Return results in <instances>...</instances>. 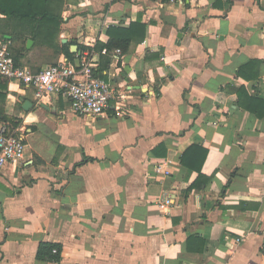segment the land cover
Listing matches in <instances>:
<instances>
[{"label": "crops", "instance_id": "0c3cea01", "mask_svg": "<svg viewBox=\"0 0 264 264\" xmlns=\"http://www.w3.org/2000/svg\"><path fill=\"white\" fill-rule=\"evenodd\" d=\"M139 18L145 40L103 72L119 95L101 116L9 81L25 147L0 170V264H264V117L237 93L264 101V0H67L54 38H5L36 72ZM73 42L86 48L72 62ZM192 146L208 150L210 180L188 190ZM42 242L63 247L61 262L37 259Z\"/></svg>", "mask_w": 264, "mask_h": 264}, {"label": "trees", "instance_id": "16d2710c", "mask_svg": "<svg viewBox=\"0 0 264 264\" xmlns=\"http://www.w3.org/2000/svg\"><path fill=\"white\" fill-rule=\"evenodd\" d=\"M67 0H0V17L4 18L8 23L6 30L0 31V38L10 42L5 38V35H11L12 41H23L31 37L33 39H41L44 42L55 37L61 30L63 23V9ZM147 28L142 19L139 18L136 22H132L128 27L121 25H111L107 30L109 40L106 43L98 42L95 46L96 51L107 50L108 54L102 56L99 68L96 75L103 78V72L109 68L112 58L111 53L115 50H120L121 56L129 53L133 45L142 43L146 38ZM73 44H77L73 42ZM78 45V44H77ZM70 44H65L62 47V52L68 57L70 61H74L76 54L70 51ZM79 46V51L86 47ZM10 49L14 57L15 63L19 66V57L14 55L13 46ZM261 61L253 60L247 64V68L259 65ZM241 75H243V71ZM240 73V72H239ZM257 78V75L254 76ZM238 93V105L251 113H254L257 118L264 117V101L255 98V96H248L245 88H241ZM9 95V80L0 76V123L5 125L9 131H14L20 123L21 119L8 116L5 113V104ZM262 110V111H260ZM200 150L199 164L193 166L184 155L181 159L182 165L194 169L198 173L196 181L189 187L188 190L199 189L207 184L210 180L202 173V166L207 157L208 150L200 149L192 146L189 150ZM198 161L197 156L194 157ZM54 250H57L54 252ZM63 247L57 243L42 242L37 251V259L43 262L59 263L62 260Z\"/></svg>", "mask_w": 264, "mask_h": 264}, {"label": "built area", "instance_id": "2783aa9c", "mask_svg": "<svg viewBox=\"0 0 264 264\" xmlns=\"http://www.w3.org/2000/svg\"><path fill=\"white\" fill-rule=\"evenodd\" d=\"M94 48L88 46L80 59V67L64 60L34 72L26 66L17 65L10 42L0 38V76L33 88L38 102L61 96L69 101L74 113L98 117L105 114L119 94L110 82L96 75L100 64L99 55H107L108 52L104 49L97 54ZM111 55L117 62L121 58L120 50H115ZM24 147V139L3 125L0 128V170L19 159ZM161 206H166L167 213L170 212L169 199L162 200Z\"/></svg>", "mask_w": 264, "mask_h": 264}, {"label": "water", "instance_id": "95a60500", "mask_svg": "<svg viewBox=\"0 0 264 264\" xmlns=\"http://www.w3.org/2000/svg\"><path fill=\"white\" fill-rule=\"evenodd\" d=\"M7 37V36H6ZM66 42V41H65ZM33 44V41L32 40H29L28 43H27V47H31V45ZM70 50L72 53H78L79 55L81 54V51H79V46L77 44H73L71 45L70 47ZM75 64L77 67H80V64H81V60L78 58L76 59L75 61ZM31 105L30 102H25V105H24V109L25 110H29V106ZM44 107V106H43Z\"/></svg>", "mask_w": 264, "mask_h": 264}]
</instances>
